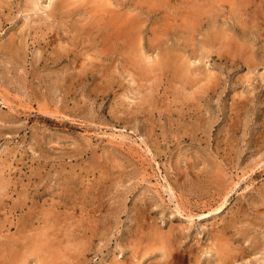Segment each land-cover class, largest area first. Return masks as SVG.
I'll list each match as a JSON object with an SVG mask.
<instances>
[{"label":"rangeland","instance_id":"rangeland-1","mask_svg":"<svg viewBox=\"0 0 264 264\" xmlns=\"http://www.w3.org/2000/svg\"><path fill=\"white\" fill-rule=\"evenodd\" d=\"M5 263L264 264V0H0Z\"/></svg>","mask_w":264,"mask_h":264},{"label":"bare ground","instance_id":"bare-ground-1","mask_svg":"<svg viewBox=\"0 0 264 264\" xmlns=\"http://www.w3.org/2000/svg\"><path fill=\"white\" fill-rule=\"evenodd\" d=\"M7 256V255H6ZM9 256V255H8ZM54 256V255H53ZM12 259V258H11ZM6 264V263H5Z\"/></svg>","mask_w":264,"mask_h":264}]
</instances>
